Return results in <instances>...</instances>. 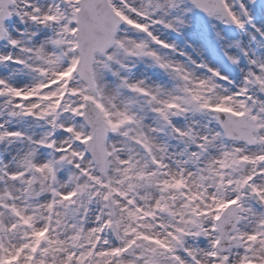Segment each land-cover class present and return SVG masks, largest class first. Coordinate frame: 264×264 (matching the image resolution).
<instances>
[{"label":"snow or ice","instance_id":"obj_1","mask_svg":"<svg viewBox=\"0 0 264 264\" xmlns=\"http://www.w3.org/2000/svg\"><path fill=\"white\" fill-rule=\"evenodd\" d=\"M0 264H264V0H0Z\"/></svg>","mask_w":264,"mask_h":264}]
</instances>
